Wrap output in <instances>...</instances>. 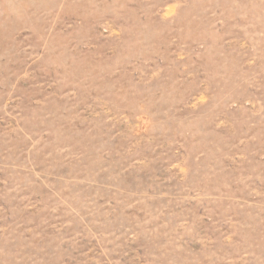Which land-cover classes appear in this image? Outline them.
<instances>
[{
	"label": "rangeland",
	"instance_id": "rangeland-1",
	"mask_svg": "<svg viewBox=\"0 0 264 264\" xmlns=\"http://www.w3.org/2000/svg\"><path fill=\"white\" fill-rule=\"evenodd\" d=\"M0 264H264V0H0Z\"/></svg>",
	"mask_w": 264,
	"mask_h": 264
}]
</instances>
